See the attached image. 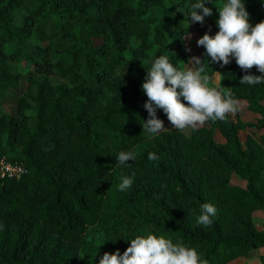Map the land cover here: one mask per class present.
Here are the masks:
<instances>
[{
  "label": "trees",
  "instance_id": "16d2710c",
  "mask_svg": "<svg viewBox=\"0 0 264 264\" xmlns=\"http://www.w3.org/2000/svg\"><path fill=\"white\" fill-rule=\"evenodd\" d=\"M195 2L0 0V158L25 170L0 177V264H99L104 253L122 255L128 240L149 234L195 248L208 264L264 249V83H239L264 74L231 58L221 67L200 46L206 74L219 72L217 86L244 101L254 121L228 115L185 135L158 109L167 130L141 128L152 60L168 56L183 69V37L218 32L215 7L227 0L205 3L213 15L204 33L185 8ZM242 2L251 25L264 21V0ZM17 50L33 71L17 66ZM245 127L258 137L241 141ZM121 151L135 159L119 165ZM149 153L159 159L149 161ZM133 174L131 188L119 191L121 177ZM204 203L217 209L207 227L196 223ZM257 210L261 229L252 220ZM257 262L264 264V250Z\"/></svg>",
  "mask_w": 264,
  "mask_h": 264
},
{
  "label": "clouds",
  "instance_id": "9594fccd",
  "mask_svg": "<svg viewBox=\"0 0 264 264\" xmlns=\"http://www.w3.org/2000/svg\"><path fill=\"white\" fill-rule=\"evenodd\" d=\"M205 3H210V0H196L191 5H185L191 22L203 24L205 17L213 15L212 9L205 7ZM215 8L218 12L215 22L218 32L214 37L203 35L196 41L197 46H202L211 61L219 63L221 67L228 65L230 58H234L241 70L247 72L255 67L264 74V21L251 25L248 22L249 13L242 0H227ZM184 64L183 69H177L170 63L168 56L163 55L152 60L141 86L148 98L143 105L148 114V119L141 126L144 132L156 135L167 130L163 121L157 118L158 109L166 115L172 128L180 131L203 125L209 120L224 121L228 114L235 115L239 111L240 102L233 98L230 89L221 85L209 86L207 64L199 57L192 56ZM215 73L221 76L219 72ZM239 83L261 84L264 83V75L246 74ZM181 98L186 104L181 102ZM147 158L149 161L159 159L155 153H149ZM134 159V153L124 151L119 152L116 157L121 166ZM133 177L134 174L122 176L118 190L123 192L131 188ZM216 213L214 205L204 203L196 223L210 226L213 223L211 218ZM128 241L130 246L122 255L118 250L112 254L106 252L99 259V264H208L207 260L201 259L195 248L182 243L173 244L163 236L158 238L149 234L146 237L136 236Z\"/></svg>",
  "mask_w": 264,
  "mask_h": 264
},
{
  "label": "rangeland",
  "instance_id": "374dc122",
  "mask_svg": "<svg viewBox=\"0 0 264 264\" xmlns=\"http://www.w3.org/2000/svg\"><path fill=\"white\" fill-rule=\"evenodd\" d=\"M177 8L176 6L174 7L173 11H175ZM22 10L19 8L17 9L15 12L16 13H20ZM199 14V13H198ZM195 24V23H194ZM194 24H191V28H195ZM205 24H202L201 25V28H202V33L205 32ZM217 32H211V36L214 37L215 34ZM190 34V38H188ZM187 35H185L183 37V43H184V50H185V62L184 63H187L188 60L192 57V56H196V57H199L198 56V51H199V47L197 46L196 44V41L199 39V34L196 30L193 29V32L189 33ZM2 39V36H0V40ZM46 41H42V44H45ZM188 49H190V51H188ZM231 59H234V58H231ZM15 60H16V64L19 68H29V70H34V64L30 61V59H26L24 58V56L22 55V52L20 50H17L16 51V55H15ZM190 66V65H189ZM185 67V64H183V68ZM125 66L122 65L120 66L117 71L119 74H124L126 72L125 70ZM210 77V83H209V86L210 87H215L219 84V81H220V78L221 76H217L216 73H213L212 75L209 76ZM20 84L22 86H24L25 84V80H24V77H22L20 79ZM239 101V111L235 114L237 115L241 120L243 121H246V122H253L254 119H255V115L249 111H247L245 109V102L244 101H241V100H237ZM264 104V103H263ZM3 108L4 110L8 111L9 110V105H3ZM229 117L232 119V120H235L236 116L235 115H232V114H228ZM201 125H198L196 127H200ZM196 127H187L186 129H184L182 132L185 134V135H188L190 130L192 128H196ZM259 131H255L253 130V128L251 127H245L243 129H240L238 131V135H239V138L240 140H245V138L247 136H250V137H253V138H257L258 135H259ZM214 139L215 140H221L220 136L218 134H215L214 136ZM125 152H129V151H125ZM263 175H264V171H263ZM231 183H234V184H237V185H240V186H243L244 185V182L242 180H240L238 177H236L235 175H232L231 176V180H230ZM252 220H253V223L255 225V227L257 229H261V226H262V222H263V217H262V213L261 211L257 210V211H253L252 212ZM263 248H257V249H253V250H250L249 253H248V256L246 257H243V256H240V257H237L225 264H257V256L263 252Z\"/></svg>",
  "mask_w": 264,
  "mask_h": 264
},
{
  "label": "built area",
  "instance_id": "2783aa9c",
  "mask_svg": "<svg viewBox=\"0 0 264 264\" xmlns=\"http://www.w3.org/2000/svg\"><path fill=\"white\" fill-rule=\"evenodd\" d=\"M24 171L25 170L22 165L10 163L4 158H0V177L16 178L19 177Z\"/></svg>",
  "mask_w": 264,
  "mask_h": 264
},
{
  "label": "crops",
  "instance_id": "0c3cea01",
  "mask_svg": "<svg viewBox=\"0 0 264 264\" xmlns=\"http://www.w3.org/2000/svg\"><path fill=\"white\" fill-rule=\"evenodd\" d=\"M262 103H264V102H262Z\"/></svg>",
  "mask_w": 264,
  "mask_h": 264
}]
</instances>
